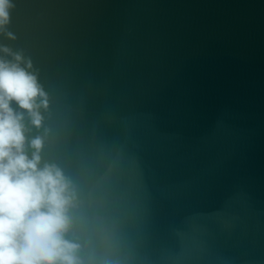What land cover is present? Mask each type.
<instances>
[{
  "label": "water",
  "instance_id": "95a60500",
  "mask_svg": "<svg viewBox=\"0 0 264 264\" xmlns=\"http://www.w3.org/2000/svg\"><path fill=\"white\" fill-rule=\"evenodd\" d=\"M12 3L84 264H264V0Z\"/></svg>",
  "mask_w": 264,
  "mask_h": 264
},
{
  "label": "clouds",
  "instance_id": "9594fccd",
  "mask_svg": "<svg viewBox=\"0 0 264 264\" xmlns=\"http://www.w3.org/2000/svg\"><path fill=\"white\" fill-rule=\"evenodd\" d=\"M12 0H0V34L7 30ZM0 264H84L71 210L77 196L72 180L41 153L40 129L49 106L32 62L0 45ZM27 121V123H26Z\"/></svg>",
  "mask_w": 264,
  "mask_h": 264
}]
</instances>
